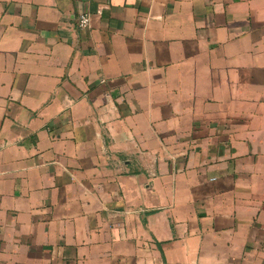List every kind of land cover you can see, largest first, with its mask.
<instances>
[{"label":"crops","instance_id":"0c3cea01","mask_svg":"<svg viewBox=\"0 0 264 264\" xmlns=\"http://www.w3.org/2000/svg\"><path fill=\"white\" fill-rule=\"evenodd\" d=\"M0 264H264V0H0Z\"/></svg>","mask_w":264,"mask_h":264},{"label":"built area","instance_id":"2783aa9c","mask_svg":"<svg viewBox=\"0 0 264 264\" xmlns=\"http://www.w3.org/2000/svg\"><path fill=\"white\" fill-rule=\"evenodd\" d=\"M77 25L80 29H84L89 26V14L86 11H83L78 15Z\"/></svg>","mask_w":264,"mask_h":264}]
</instances>
